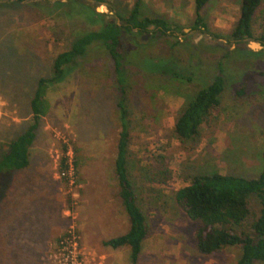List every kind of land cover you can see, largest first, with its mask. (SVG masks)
Here are the masks:
<instances>
[{"label":"rangeland","instance_id":"374dc122","mask_svg":"<svg viewBox=\"0 0 264 264\" xmlns=\"http://www.w3.org/2000/svg\"><path fill=\"white\" fill-rule=\"evenodd\" d=\"M135 1L0 0V143L16 139L32 123L29 102L37 81L51 77L55 57L82 34L98 30L102 21L118 19L119 26L125 25L122 20ZM56 2L60 5L51 15L38 6ZM69 2L74 4L66 7ZM80 5L103 17L92 22ZM239 5L240 0H210L200 12L209 30L204 33L194 28L193 0H141L140 18L164 19L170 30L149 28L136 37L123 36L124 61L131 62L126 64L128 175L147 224L137 264H236L239 258L237 248L200 254L194 240L199 224L174 200L196 175L251 179L261 172L264 46L253 51L249 44H262L264 0L253 17L251 38L234 40ZM219 63L224 89L216 115L190 148L176 139L174 121L187 101L211 83ZM46 99L49 112L40 119L29 150L31 169L43 171L35 176L40 179L22 199L18 171L0 179V264H131L128 247L103 245L129 228L114 175L121 116L105 49L100 44L88 48L70 72L49 85ZM62 140L75 155L73 187L61 176ZM158 161L169 173L164 183L152 181ZM248 207L247 230L259 216V204L250 198ZM67 233L75 245L59 255L58 240Z\"/></svg>","mask_w":264,"mask_h":264},{"label":"trees","instance_id":"16d2710c","mask_svg":"<svg viewBox=\"0 0 264 264\" xmlns=\"http://www.w3.org/2000/svg\"><path fill=\"white\" fill-rule=\"evenodd\" d=\"M23 1L26 0H18V2ZM96 1L99 4L104 3L103 0ZM193 1L194 28L204 33H209L207 24L204 22L200 12L210 0ZM262 2L263 0H240L239 16L231 32V37L234 40H241L244 37L251 38L252 20ZM140 3L141 0H136L128 18L122 20L125 25L118 26L110 21H102L98 30L82 34L72 43L68 50L59 53L53 60L51 77L40 78L37 81L36 88L29 102L32 123L16 139L9 143H0V179L4 173L10 174L26 169L29 165V150L36 138L39 121L49 112V103L46 99L49 85L61 79L65 73L70 72L76 59L83 57L87 53L88 48L93 44H100L110 57L114 85L119 95L116 107L120 111L121 116L119 119L120 129L113 166L119 189L118 196L129 222V228L125 234L106 240L103 245L112 249L128 247L129 262L131 264H137L139 260L143 242L147 237V224L146 217L138 205L135 188L128 175L130 136L126 116L128 84L126 64L131 62L126 63L124 61L127 55L123 36L130 34L136 37L143 32H148L150 26L158 29L160 33L170 30L167 21L164 19L140 18ZM73 4V2H69L66 7ZM58 5H60L59 2L53 5L45 3L38 6L48 8L50 12L47 15H51L55 11L53 8H58ZM80 6L85 7L83 5ZM85 8L90 13L92 22L95 23L103 17L102 14L90 11L88 7ZM86 19L88 20L89 18ZM133 29L137 30L135 34ZM260 41L264 44V35L260 38ZM177 44L180 43L177 42ZM133 45L135 44L133 43ZM129 50L131 48H128L127 52ZM172 75L179 77L177 72H173ZM223 89V71L219 63L211 83L200 89L187 101L185 107L174 121L173 132L181 144L193 148L199 143L203 125L216 115L215 112L220 103L219 97ZM242 93L243 90L237 92L238 95ZM261 159L262 169L256 178L247 179L213 172L192 177L189 185L175 192L174 200L177 207L189 219L199 224L195 230L194 240L196 249L200 254L210 255L224 248H237L239 250V258L236 264H264V136ZM152 176L153 182L157 178L161 179V183L167 180L169 173L165 169L163 162H157ZM250 198H254L258 202L259 216L250 224L249 230H247L244 228V224L250 215L248 207Z\"/></svg>","mask_w":264,"mask_h":264},{"label":"built area","instance_id":"2783aa9c","mask_svg":"<svg viewBox=\"0 0 264 264\" xmlns=\"http://www.w3.org/2000/svg\"><path fill=\"white\" fill-rule=\"evenodd\" d=\"M62 143L63 145H65V148L60 156V164L62 169L61 176L70 187H73L74 185H76V166L74 151L69 145L68 140H62ZM57 244L58 247L63 250L62 252L59 251V255H61V253H64L65 249L72 248L75 245L70 233L64 234V237H61L60 241H58Z\"/></svg>","mask_w":264,"mask_h":264},{"label":"crops","instance_id":"0c3cea01","mask_svg":"<svg viewBox=\"0 0 264 264\" xmlns=\"http://www.w3.org/2000/svg\"><path fill=\"white\" fill-rule=\"evenodd\" d=\"M39 169L40 167H37L34 170L33 168L31 169V163L29 161V165L26 169L18 170V199L27 197V193H29L30 186L35 185L34 182L40 179L38 176L39 174H42L43 171L41 172ZM36 175L38 176L35 177ZM52 179L54 182L56 181L54 177H52ZM119 217L121 218V216ZM22 243H23V240H18V245L19 244L22 245Z\"/></svg>","mask_w":264,"mask_h":264},{"label":"water","instance_id":"95a60500","mask_svg":"<svg viewBox=\"0 0 264 264\" xmlns=\"http://www.w3.org/2000/svg\"><path fill=\"white\" fill-rule=\"evenodd\" d=\"M111 23H113V22H111ZM118 26L120 25L119 24V20L117 19V23H116ZM150 29H153L154 27L153 26H150L149 27ZM264 46V44H259V43H255V42H251L250 44H249V48L251 49V50H253V51H255L256 50V48H262Z\"/></svg>","mask_w":264,"mask_h":264},{"label":"flooded vegetation","instance_id":"af4514ba","mask_svg":"<svg viewBox=\"0 0 264 264\" xmlns=\"http://www.w3.org/2000/svg\"><path fill=\"white\" fill-rule=\"evenodd\" d=\"M133 31H136V32H137V30H136V29H133ZM136 32H135V33H136Z\"/></svg>","mask_w":264,"mask_h":264},{"label":"bare ground","instance_id":"6f19581e","mask_svg":"<svg viewBox=\"0 0 264 264\" xmlns=\"http://www.w3.org/2000/svg\"><path fill=\"white\" fill-rule=\"evenodd\" d=\"M101 10H103V9H101Z\"/></svg>","mask_w":264,"mask_h":264}]
</instances>
